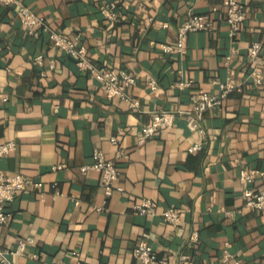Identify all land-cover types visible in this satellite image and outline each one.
<instances>
[{
  "label": "crops",
  "instance_id": "1",
  "mask_svg": "<svg viewBox=\"0 0 264 264\" xmlns=\"http://www.w3.org/2000/svg\"><path fill=\"white\" fill-rule=\"evenodd\" d=\"M222 1L132 3L112 26L94 0H23L51 28L68 37L79 33L96 66L133 75L127 91L138 101L135 110L108 98L101 82L78 71L45 32L28 34L15 8L0 5V92L8 95L0 103V143L15 145L0 157V172L41 182L7 205L11 219L0 226V247L13 251L20 239L29 240L24 254H8L12 264H138L133 250L144 233L156 264H178L181 254L193 264H264V212L243 207L238 173H264V81L248 78L246 54L253 41L264 46V0H239L244 21L235 43ZM213 7L212 31L188 33L183 54L162 53L159 45H175L187 14ZM230 47L235 54L225 65ZM147 77L155 80L154 90ZM214 81L235 89L203 112L202 132L191 131L185 124L190 97L221 95ZM158 112L174 113L172 125L139 143L141 129ZM195 144L200 149L189 152ZM119 148L126 157L116 160L119 179L106 196L99 173L80 167L92 162L95 149L112 158ZM57 164L64 167L53 170ZM255 187L264 188V176ZM143 199L156 203L154 215L134 213ZM171 208L179 212L175 226L162 215Z\"/></svg>",
  "mask_w": 264,
  "mask_h": 264
},
{
  "label": "built area",
  "instance_id": "2",
  "mask_svg": "<svg viewBox=\"0 0 264 264\" xmlns=\"http://www.w3.org/2000/svg\"><path fill=\"white\" fill-rule=\"evenodd\" d=\"M95 6L109 25H116L123 17L124 12L129 10L130 5L134 3L139 8H143L146 0H94ZM222 6L224 8L223 20L228 26V36L235 43L236 35L240 31L242 22L244 21V5L239 0H223ZM0 5L4 7H14L17 13V17L21 25L25 28L28 34H34L41 30L46 33L49 43L64 55H68L74 60L75 65L80 72H86L92 75L96 80L101 82L103 91L108 98H119L128 104V107L135 110L138 107V101L129 95L128 88L134 83L133 75L125 72V70L118 69L117 71L107 66H96L88 57V49L86 45L81 42V36L79 33L68 37L57 29L51 28L46 24L44 17L37 15L31 9H28L23 0H0ZM217 12V8L213 7L209 12L193 14L189 13L183 19L182 25L179 27L176 35L175 45L160 44L159 47L162 53H177L183 54L185 50L186 35L191 32H210L213 29L214 21L211 16L212 13ZM263 44L259 41H253L248 47L246 54L250 61V67L248 69V78L252 83L259 85L264 81V54ZM235 54L234 47H230V50L225 57L224 64L227 65ZM41 57H37L38 63H41ZM147 82L150 90L156 88V82L153 78L147 77ZM221 89V95H213L207 92L195 94L190 97L192 109L186 112L185 124L191 131L202 132V116L206 109L218 107L221 102V98L228 92L235 89V87L229 82L222 83L220 81H214ZM176 86L185 87L189 83H182L176 81ZM8 100V95L0 92V103H4ZM174 113L172 112H158L153 113L151 122L141 129V133L138 136V142L142 143L147 138L161 128H169L172 125ZM111 143L118 146V140L116 137L109 139ZM15 145L11 141L0 143V157L7 155L14 150ZM200 149L199 144L192 145L189 148V152H195ZM126 154L119 148L114 153L113 157H107V155L99 150L95 149L92 153L90 164L80 167V171L85 173L87 170H93L99 173L100 186L102 187L106 196L111 195L112 185L119 179V172L116 168L115 162L119 158H125ZM63 164H57L52 166L53 170L63 168ZM239 181L243 184V207H246L253 211L264 212V188L255 187V181L257 177L264 176L262 171L249 170L241 168L238 171ZM41 186V182L34 181L29 177L18 173L6 176L0 172V226L8 223L11 219V213L7 210V205L11 203L17 196L18 192L35 189ZM56 190V189H55ZM57 192V190H56ZM55 192V193H56ZM77 202V201H76ZM156 203L150 199H143L141 202L133 206L135 214L140 215H154L156 212ZM231 212H226L227 216H230ZM164 221L169 225H177L180 217L179 212L176 209H167L163 213ZM189 239L194 241L197 239V233L192 232ZM29 240L20 239L17 242L16 249L11 251L7 248L0 247V264H12L8 260V254L22 255L26 252V245ZM228 256L224 254L223 259ZM31 258H36L35 254L30 255ZM133 257L138 264H156V257L154 255L151 244H149V235L144 233L137 242L136 247L133 250ZM178 264H193V259L188 255L181 254L178 257ZM45 264H72L62 261L46 262ZM235 264H244L242 261H236Z\"/></svg>",
  "mask_w": 264,
  "mask_h": 264
}]
</instances>
